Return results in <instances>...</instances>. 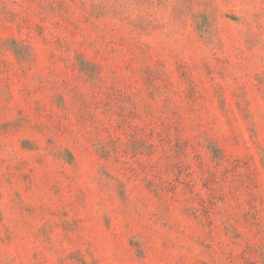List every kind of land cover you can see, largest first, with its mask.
I'll return each instance as SVG.
<instances>
[{
    "label": "rangeland",
    "instance_id": "374dc122",
    "mask_svg": "<svg viewBox=\"0 0 264 264\" xmlns=\"http://www.w3.org/2000/svg\"><path fill=\"white\" fill-rule=\"evenodd\" d=\"M0 264H264V0H0Z\"/></svg>",
    "mask_w": 264,
    "mask_h": 264
}]
</instances>
